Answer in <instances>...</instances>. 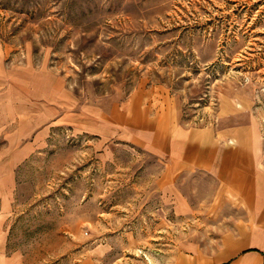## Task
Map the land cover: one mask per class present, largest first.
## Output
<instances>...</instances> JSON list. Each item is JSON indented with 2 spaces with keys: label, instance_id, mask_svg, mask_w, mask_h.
Here are the masks:
<instances>
[{
  "label": "rangeland",
  "instance_id": "374dc122",
  "mask_svg": "<svg viewBox=\"0 0 264 264\" xmlns=\"http://www.w3.org/2000/svg\"><path fill=\"white\" fill-rule=\"evenodd\" d=\"M168 112L264 166V0H0V264L215 248L242 211L143 143Z\"/></svg>",
  "mask_w": 264,
  "mask_h": 264
},
{
  "label": "crops",
  "instance_id": "0c3cea01",
  "mask_svg": "<svg viewBox=\"0 0 264 264\" xmlns=\"http://www.w3.org/2000/svg\"><path fill=\"white\" fill-rule=\"evenodd\" d=\"M240 133V128L215 132L186 127L169 112L149 120L150 137L143 143L166 156L169 167L212 175L217 181L216 208L227 202L242 211V215L228 218L231 227L217 238L215 248L207 250L194 245L179 254L173 264H264L262 155L256 151V139ZM4 159L8 160L6 167H11L10 154ZM8 186L2 180L0 193L7 194ZM6 203L2 201L3 208Z\"/></svg>",
  "mask_w": 264,
  "mask_h": 264
}]
</instances>
